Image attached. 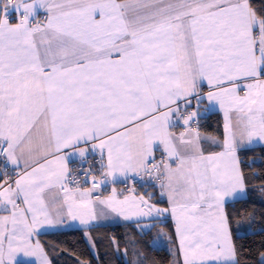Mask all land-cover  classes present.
Here are the masks:
<instances>
[{
	"label": "snow or ice",
	"instance_id": "6c2138e0",
	"mask_svg": "<svg viewBox=\"0 0 264 264\" xmlns=\"http://www.w3.org/2000/svg\"><path fill=\"white\" fill-rule=\"evenodd\" d=\"M70 231L96 264H264V0H0V264Z\"/></svg>",
	"mask_w": 264,
	"mask_h": 264
},
{
	"label": "trees",
	"instance_id": "16d2710c",
	"mask_svg": "<svg viewBox=\"0 0 264 264\" xmlns=\"http://www.w3.org/2000/svg\"><path fill=\"white\" fill-rule=\"evenodd\" d=\"M217 117H213V125L215 124V120ZM213 129H209L212 131ZM131 229L125 227H109V228H100L97 229L95 235L101 236L105 233L112 234L114 233L117 236L124 235L127 232H130ZM50 244L57 245L59 247V251H63L71 256H74L77 260H84L86 262H91V264H96L95 260L89 251L88 245L85 243L82 234L79 231H70L66 234L60 235H49L43 238ZM264 239L262 237L256 236L252 240L248 241L249 247L253 250L252 255L255 257L256 249L258 248L261 240ZM105 249L103 247L100 248L101 257ZM157 258L162 261V264H169L172 259V256L168 251H159ZM55 264H65L63 260L57 257L54 254ZM107 264H120L113 256H109L107 259Z\"/></svg>",
	"mask_w": 264,
	"mask_h": 264
},
{
	"label": "crops",
	"instance_id": "0c3cea01",
	"mask_svg": "<svg viewBox=\"0 0 264 264\" xmlns=\"http://www.w3.org/2000/svg\"><path fill=\"white\" fill-rule=\"evenodd\" d=\"M111 227H118V226L113 225V226H111ZM108 228H109V227H108ZM55 254L57 255L58 258H60L61 260H63V262H64L65 264H67V263H66V260H68V259H71L73 262H77V259H76L74 256H71V255H69V254H67V253H65V252H63V251H58V252L55 253Z\"/></svg>",
	"mask_w": 264,
	"mask_h": 264
},
{
	"label": "rangeland",
	"instance_id": "374dc122",
	"mask_svg": "<svg viewBox=\"0 0 264 264\" xmlns=\"http://www.w3.org/2000/svg\"><path fill=\"white\" fill-rule=\"evenodd\" d=\"M67 264H77V262H73L71 259L66 260Z\"/></svg>",
	"mask_w": 264,
	"mask_h": 264
}]
</instances>
